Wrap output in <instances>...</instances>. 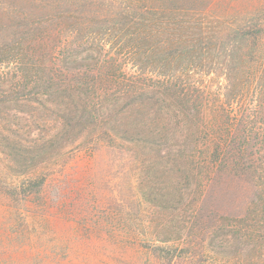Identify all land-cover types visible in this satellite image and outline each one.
Returning a JSON list of instances; mask_svg holds the SVG:
<instances>
[{"label":"rangeland","instance_id":"374dc122","mask_svg":"<svg viewBox=\"0 0 264 264\" xmlns=\"http://www.w3.org/2000/svg\"><path fill=\"white\" fill-rule=\"evenodd\" d=\"M2 1L0 52L7 45V32L2 27L8 20L17 27L26 16L22 14L42 10L64 14L48 24L41 41L49 49L61 39L78 46L73 51L76 56L96 57L69 70L72 79L87 80V97L89 103L93 101L89 108L94 106L103 118L109 117L107 109H112L117 91L114 85L100 87L95 77L105 71L111 78L120 75L129 79L137 74L130 63V51L120 46L143 43L146 57L162 62L165 45L179 39L181 33L184 37L191 27L230 23L233 18L264 9V0ZM26 42L30 50L37 45L32 33ZM32 54L25 59L18 54L9 61L6 58L12 55L6 51L0 54V188L15 186L28 173L45 176L46 181L36 198L15 201L0 190V264H246V251L227 246L219 249V255L214 254L212 233H206L203 244H196L194 226L199 224L186 207L192 199V185L179 186L184 199L170 208L146 200L145 194L149 196L154 187L157 197L153 198L161 202L169 192L168 180L179 175L173 171L166 177L163 163L148 149L109 147L91 125L73 131V140L65 146L42 150L43 156L31 166L23 164L18 156L23 149L48 144L61 135L64 110L70 108L68 101L39 92V66L43 80L48 81L49 67L55 63L53 55L46 54L40 60ZM114 60L118 61L115 65ZM23 68L28 72L26 82ZM147 70L146 78L155 80L159 69ZM195 73L190 82L208 89V98L224 83L204 70ZM220 202L224 204L225 198ZM171 229L182 239L174 243L178 244L175 261L169 263L153 247L173 244L163 245L150 237ZM190 241L195 245L184 251Z\"/></svg>","mask_w":264,"mask_h":264},{"label":"trees","instance_id":"16d2710c","mask_svg":"<svg viewBox=\"0 0 264 264\" xmlns=\"http://www.w3.org/2000/svg\"><path fill=\"white\" fill-rule=\"evenodd\" d=\"M22 15L26 16L20 18L18 28L11 20L3 25L7 45L0 54L6 51L12 55L6 58L8 61L18 54L25 59L32 51L40 60L46 54L53 55L55 63L49 67L48 81L43 80L39 66V92L68 101L70 107L64 110L61 135L48 144L23 149L18 154L23 164L31 166L43 156L42 150L63 147L73 140V131H83L92 125L109 147L148 149L163 163L166 177L173 171L179 173L168 180L171 181L169 192L161 202L153 198L157 197L154 187L150 188L149 196L145 194L147 201L170 208L184 199V191L178 190L180 185L193 186L192 199L186 207L199 224L194 226L196 244H203L206 233H212L214 254L219 255L228 246L246 251L243 259L246 264H264V9L233 18L230 23L209 26L199 23L191 27L184 37L181 33L179 39L165 45L162 62L146 57L143 43L120 46L130 51V63L137 74L129 79L120 75L111 78L105 71L95 77L100 87L114 85L117 91V100L112 109H107L108 118L96 114L94 106L89 108L93 101L88 100L87 80L78 76L72 79L69 70L96 57L76 56L73 51L78 46L63 43L61 39L49 49L41 41L48 24L64 14L42 10ZM31 33L37 41L32 50L26 44ZM153 67L159 69L155 80L146 78L145 72ZM26 70L22 69L25 82ZM196 70L223 79L224 83L211 98L207 97L208 89L190 82ZM25 91L26 86L22 93ZM106 95L105 92V101ZM45 181V176L28 173L15 186L0 190L15 201L36 198ZM221 198H225L224 204ZM161 235L150 238L163 245H173H157L153 251L165 255L162 257L172 263L178 246L174 243H180L182 235H174L172 229ZM193 245L190 241L183 250Z\"/></svg>","mask_w":264,"mask_h":264}]
</instances>
